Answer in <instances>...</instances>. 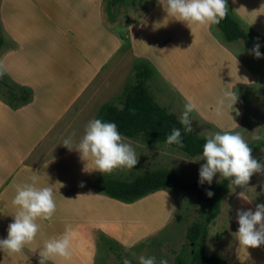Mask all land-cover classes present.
I'll return each mask as SVG.
<instances>
[{
    "label": "crops",
    "instance_id": "obj_1",
    "mask_svg": "<svg viewBox=\"0 0 264 264\" xmlns=\"http://www.w3.org/2000/svg\"><path fill=\"white\" fill-rule=\"evenodd\" d=\"M103 5L104 0H0V36L4 40L0 67L14 83L34 91L33 102L19 109L0 99V238L6 237L13 219L11 199L17 186L35 183L36 187H50L56 203L48 220L37 218L34 239L19 253L0 252V264H34L28 252L38 255L44 243L62 234L66 226L74 233L71 241L79 247L70 246L68 258L49 260L82 264L87 244L79 236L83 227H100L102 219H112V227L119 223L123 230L127 225L119 215L127 209L146 231L148 220L138 214V207L154 197L171 200L167 192L159 191L125 205L88 186L79 190L81 184L85 187L86 181L101 173L93 170L90 158L82 160L78 152L61 144L70 134L78 141L87 122L96 118L90 117L88 103L80 98L101 71L124 52L120 35L104 21ZM236 10L244 13L243 8ZM127 24L132 56L150 60L183 99H192L186 90H200V100H192L203 121L219 131L238 130L242 122L239 98L233 109L220 115L212 109L223 91L251 86L258 77L212 33L211 25H187L169 18L158 3L133 30ZM165 37L171 41L161 44ZM159 211L154 224L162 221L161 214L166 212L164 208ZM263 250L261 245L245 252L237 242L234 256L240 264H264Z\"/></svg>",
    "mask_w": 264,
    "mask_h": 264
},
{
    "label": "rangeland",
    "instance_id": "obj_2",
    "mask_svg": "<svg viewBox=\"0 0 264 264\" xmlns=\"http://www.w3.org/2000/svg\"><path fill=\"white\" fill-rule=\"evenodd\" d=\"M156 0H124L115 7L117 15L115 22H111L107 12V4L104 0L103 17L104 21L119 35L128 39L129 29L125 30L127 22L133 28L143 15L150 13L156 5ZM226 5L232 10L242 24L248 26L259 37L260 41L264 40V0H226ZM243 8L244 12L240 14L236 8ZM245 14L247 18L244 19ZM247 20L248 22H246ZM131 30V31H132ZM212 33L217 35L219 39L220 32L216 28L212 29ZM171 41V37L160 39L161 44ZM129 41V39H128ZM222 42H224L221 39ZM130 43V41H129ZM171 43V42H170ZM225 43V42H224ZM232 52L242 61L248 68L252 69L258 80L250 86H238L233 88V92L237 93V99L242 109V122L238 130L230 132H239L241 137L250 145H254L257 141H252L251 136L258 134L264 137V62L260 58H254L248 50L243 46L242 41L235 43H225ZM114 63L105 67L95 81L87 88L80 100L88 103L90 117L97 115L100 107L109 102H116L123 87L127 83L134 82V62L136 58L130 54V48L126 46ZM142 58V57H141ZM149 89L155 100L162 107L168 109L179 117L185 103L183 95L178 93L176 88L172 87L158 73L152 76L149 82ZM191 93L193 100H200L201 92L195 89L186 90ZM186 100V99H185ZM202 101V100H201ZM244 110V112H243ZM195 111V110H194ZM190 113L191 125L193 131L204 137L210 132H218L214 126L203 121L195 112ZM96 117V116H95ZM87 118V117H86ZM223 132V131H219ZM125 142L129 143L137 156V164L133 169L116 168L109 174L113 176H121L129 179L145 171L153 169H169L179 173L184 177L194 181L198 180V169L203 161H191L194 158H188L183 153L177 152L167 146H149L144 145L139 140L125 138ZM256 159L264 156V148L252 154ZM99 174H94L86 183L85 187L79 190L89 189L88 184ZM222 177L219 174L213 177L212 184H218ZM264 179L259 173H254L246 187L240 186L230 187L228 194L223 198L221 203L220 214L208 225L207 236L205 238L206 255H215L226 260L229 264H240L234 256L237 246L235 232L237 230V222H234L236 210H255L258 203H264V194H260L259 181ZM88 186V187H87ZM77 190V189H76ZM78 190V191H79ZM244 192V194H242ZM173 202V206H169L170 201L161 197H154L138 207V214L144 215L148 220L147 230L144 224L129 215L127 209H122L121 216L127 227L122 230L117 223L112 227V219L110 221L101 220V226H85L79 231L81 241L86 244L84 257H80L82 264H122V258H127L130 264H138L136 259L139 255L156 257L157 264L161 257L168 260V264H177L178 258H182L189 262L190 247L186 238L188 227L194 222H205L206 205L197 197L195 193H185L179 191L175 193V197L168 195ZM121 203V202H120ZM124 204V203H122ZM172 204V203H171ZM121 205V204H120ZM126 205V204H125ZM131 205V204H128ZM164 208L166 211L161 214L162 221L157 220ZM168 212V213H167ZM101 216L103 214H100ZM157 215V216H156ZM156 216V217H154ZM107 218V216L105 217ZM104 218V219H105ZM128 223V224H127ZM137 225V226H134ZM237 224V225H236ZM124 233V234H121ZM126 237V238H125ZM71 241V248H78ZM80 244V243H79ZM77 245V246H76ZM75 246V247H74ZM261 245L256 247L258 250ZM127 249V251L125 250ZM254 248H251L253 251ZM77 250V249H75ZM79 251V250H77ZM264 251V250H263ZM35 260L33 261L32 258ZM28 256L33 263L39 260V256L28 252ZM88 256V257H87ZM59 259H62L59 257ZM34 263V264H35ZM46 263L55 264L53 261L47 260ZM186 263V264H187Z\"/></svg>",
    "mask_w": 264,
    "mask_h": 264
},
{
    "label": "clouds",
    "instance_id": "obj_3",
    "mask_svg": "<svg viewBox=\"0 0 264 264\" xmlns=\"http://www.w3.org/2000/svg\"><path fill=\"white\" fill-rule=\"evenodd\" d=\"M162 6L167 17L185 22L187 25H215L225 17L228 11L226 0H156ZM249 50L254 58H261L259 38ZM237 101V93L225 90L217 98L214 108L216 115L226 109H233ZM197 109L191 98L183 104L178 122L184 134L192 133L190 113ZM264 137L253 134L252 141ZM181 128L173 127L166 134L164 143L182 146ZM61 144L67 149L75 150L82 160L91 159L93 170L100 173H110L116 168L133 169L137 164V156L133 147L125 142V138L111 121L99 118L91 119L84 127L78 141L72 135L63 138ZM200 154L191 161H203L198 169V185H211L213 177L219 174L229 180L230 186L246 187L250 177L259 173L264 177V156L259 160L251 155L252 149L241 137L239 132H210L204 136ZM35 179V178H33ZM82 186V184H81ZM260 194H264V179L259 181ZM205 195L211 197L213 192L205 190ZM11 204L15 208L12 222L7 226V235L0 238V252L12 255L19 253L24 245L30 243L39 228L37 218L48 220L56 209L53 191L50 187H36L35 183H25L16 187ZM238 228L235 232L238 246L246 252L251 248L264 245V203H258L255 210H236L235 216ZM74 233L68 226L58 237L47 240L39 250L38 264H46L50 258H68L71 254L70 244ZM127 251V249H125ZM138 264H157L156 257L139 255ZM122 264H130L129 259L122 258ZM158 264H168L161 257Z\"/></svg>",
    "mask_w": 264,
    "mask_h": 264
},
{
    "label": "trees",
    "instance_id": "obj_4",
    "mask_svg": "<svg viewBox=\"0 0 264 264\" xmlns=\"http://www.w3.org/2000/svg\"><path fill=\"white\" fill-rule=\"evenodd\" d=\"M123 1L105 0L111 22L116 20L117 12L115 7ZM226 7L228 11L225 17L219 24L212 25V29L216 28L219 30V35L225 43L230 44L242 41L244 48L248 51L252 48L253 43L257 42L254 38L258 37V42L261 44L259 51L262 54L260 59L264 62V40L261 42L260 37L251 28L242 24L227 5ZM114 33L116 32L114 31ZM120 38L122 39L123 47H129L128 39L122 34ZM3 44L4 40L0 36V50ZM133 70L134 82L127 83L123 87L116 102L111 101L103 104L96 118L102 121L114 122L117 130L124 138L137 139L144 145L152 147L157 145L167 146L183 153L188 158L197 157L202 150L201 146L204 143V137L194 131L184 134L178 122V117L158 104L150 92L149 82L152 76L158 73L154 64L146 58H136ZM0 99L12 109H19L33 102L34 91L14 83L0 67ZM173 127L181 128L183 136L182 146L164 143L166 134L170 133ZM249 147L252 149V155L264 148V139L257 141L254 145L249 144ZM88 186L97 193L124 204H134L159 191H165L174 197L175 193L179 191L195 193L206 205L205 222H194L188 227L186 238L190 247L189 262L187 263V260L178 258L179 262L177 264H229L223 258L215 255H206L205 252L208 225L220 214L222 200L231 187L229 180L223 178L218 184L208 185L205 183L198 185L197 181L163 168L145 171L129 177V179L113 176L109 173H101L92 179ZM206 189H210L213 192L210 198L205 195ZM32 260L34 261L35 259L32 258ZM35 264L38 263L36 262Z\"/></svg>",
    "mask_w": 264,
    "mask_h": 264
}]
</instances>
